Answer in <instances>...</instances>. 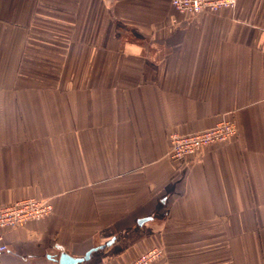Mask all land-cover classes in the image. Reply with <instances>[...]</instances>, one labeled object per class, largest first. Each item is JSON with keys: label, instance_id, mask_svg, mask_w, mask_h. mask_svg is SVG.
Returning <instances> with one entry per match:
<instances>
[{"label": "crops", "instance_id": "1", "mask_svg": "<svg viewBox=\"0 0 264 264\" xmlns=\"http://www.w3.org/2000/svg\"><path fill=\"white\" fill-rule=\"evenodd\" d=\"M222 118L236 136L170 160ZM25 197L53 211L0 264H264V0H0V202Z\"/></svg>", "mask_w": 264, "mask_h": 264}, {"label": "built area", "instance_id": "2", "mask_svg": "<svg viewBox=\"0 0 264 264\" xmlns=\"http://www.w3.org/2000/svg\"><path fill=\"white\" fill-rule=\"evenodd\" d=\"M173 6L182 14L198 16L204 12H214L221 8L233 7L236 0H171ZM238 131L234 119L222 118L213 126L193 132H171L169 135L168 156L173 161H187L197 156L203 147L226 142L236 136ZM53 211L48 198L25 197L9 203L0 202V252L8 246L4 231L31 220L43 219ZM162 255L161 248L151 247L126 264H151Z\"/></svg>", "mask_w": 264, "mask_h": 264}, {"label": "water", "instance_id": "3", "mask_svg": "<svg viewBox=\"0 0 264 264\" xmlns=\"http://www.w3.org/2000/svg\"><path fill=\"white\" fill-rule=\"evenodd\" d=\"M99 247H102V246H99ZM96 249H98V248H94V249L90 250L89 252H87L85 257H73V256L69 255L67 252H62V254L59 258L60 264H77V263L83 261L84 259L88 258L90 256V254Z\"/></svg>", "mask_w": 264, "mask_h": 264}]
</instances>
